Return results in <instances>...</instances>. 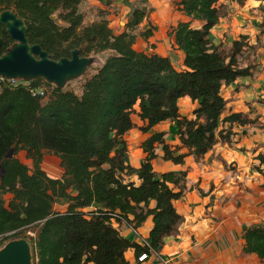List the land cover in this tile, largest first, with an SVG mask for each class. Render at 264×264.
I'll list each match as a JSON object with an SVG mask.
<instances>
[{
  "label": "trees",
  "instance_id": "trees-1",
  "mask_svg": "<svg viewBox=\"0 0 264 264\" xmlns=\"http://www.w3.org/2000/svg\"><path fill=\"white\" fill-rule=\"evenodd\" d=\"M83 1L0 0V11L12 10L23 21L28 43L39 45L53 60L68 58L74 49L83 57L111 53L84 81L79 95L43 80L0 79V248L33 228L34 264H128L124 253L130 248L135 255L158 253L183 221L173 201L182 197L186 173H155L156 147L174 165H183L187 156L199 161L218 142L229 141L231 125L251 123L242 113L222 117L221 87L249 76L250 68L237 61L247 46L244 36L227 51L211 42L210 29L224 15L220 0L176 3L187 20L177 22L169 35L183 54L182 71L168 57L134 50L137 37L146 41L155 31L154 26L139 30L152 10L143 0L131 4L118 34L103 11L98 20L83 25L78 9ZM228 1L240 5L245 0ZM194 21L200 26L193 27ZM13 43L0 26V55ZM183 97L197 104L188 118L178 113ZM133 114L144 123L139 127L143 133L174 122L180 145L171 148L162 132H154L140 144L144 157L139 167H131L123 136L135 127ZM224 124L229 128L219 127ZM19 151L31 160L30 169L16 158ZM45 153L59 160V178L42 171ZM133 176L138 185L130 180ZM4 194L11 195L6 204ZM56 199L66 203L61 213L53 210ZM148 217L147 246L120 234L121 224L136 230ZM242 240L243 253L264 260L262 226L243 228Z\"/></svg>",
  "mask_w": 264,
  "mask_h": 264
},
{
  "label": "rangeland",
  "instance_id": "rangeland-1",
  "mask_svg": "<svg viewBox=\"0 0 264 264\" xmlns=\"http://www.w3.org/2000/svg\"><path fill=\"white\" fill-rule=\"evenodd\" d=\"M94 1L97 6H105L103 9H109L108 15L114 12V18H108V15L104 17L113 32L120 33L128 16L125 20V17L116 15L117 11L115 2L113 5V0ZM94 1L92 3L84 1L81 3L80 8L78 7L84 17L83 25H87L101 17L99 10L95 8L97 6L94 5ZM226 1L230 3V1ZM226 1L220 0L219 2L222 5L224 15L221 18L220 26L223 32L218 38L217 45L222 46L227 51L232 41L239 40L240 37L244 36L247 46L242 48L237 61L238 66L250 68V75L237 78L230 88L222 90L221 94L225 100V110L222 117L231 113H242L251 123L243 126L231 125V135L227 143L218 142L201 160H193L194 164L204 163V167H206L204 170L209 169L211 173L214 172L216 176L213 179H216L217 182L207 180L204 190L198 189V182L191 184L190 188L193 187L195 193L201 198L206 197L207 201L200 210L195 212L192 210L196 223L200 221V225L205 226L213 235L216 230H213L215 226L212 228L208 226L211 222L209 223L207 218L210 217L214 224L221 222L220 224L223 225L228 237L242 239L243 228L251 226H262L264 228V0H245L240 5L233 2L237 6L226 5L224 4ZM178 2L179 0L175 2L163 0V3L159 5L158 13L155 14L150 10L147 14L148 21L157 27V31L153 33V36L156 35L161 40L158 43V48L162 52L170 51L166 39L167 32H170L177 22L186 21L177 10L176 3ZM145 3L147 4L146 9H151L149 3ZM143 24L139 26L145 30L146 25ZM133 48L137 52L150 55L155 47L153 48V44L149 41H143L140 38L137 42H134ZM110 54V52H104L90 56L93 58V62L85 73L81 77L67 82L62 90L72 91L79 95L84 81L96 71ZM171 60L176 65L173 55ZM219 127L229 128L226 124ZM167 141L171 142L172 139L167 137ZM16 158L29 169L32 167L31 160L26 157L24 151H19ZM191 158L193 159L192 156ZM190 161L192 160L188 159V162ZM40 167L49 178L56 179L61 176L62 169L59 166V160L51 154L45 153L43 155ZM184 172L187 177L188 170H184ZM217 188H221L222 192H218L219 194L215 192ZM186 189L185 185L183 192ZM215 194L219 197L220 218H217V216L215 218L211 217V212L218 208L213 206L214 202L211 200ZM3 198L6 204L11 195L4 194ZM65 208L66 203L64 201L61 199L55 200L53 204L55 212L61 213ZM224 222L226 225L223 224ZM201 230L203 229L201 228ZM34 232L33 228H29L23 234L11 240L25 239L29 242V239L35 236ZM3 240L0 239V242H3ZM142 244L143 242L140 246H143ZM165 260L162 259V262ZM258 263L264 264V260Z\"/></svg>",
  "mask_w": 264,
  "mask_h": 264
},
{
  "label": "crops",
  "instance_id": "crops-1",
  "mask_svg": "<svg viewBox=\"0 0 264 264\" xmlns=\"http://www.w3.org/2000/svg\"><path fill=\"white\" fill-rule=\"evenodd\" d=\"M84 1H90L92 3L94 0H84ZM134 1L135 0H113V5L115 2V9L117 11L116 15L118 17H125L126 20V16H128L130 12L131 4ZM143 1L149 3L152 12L153 13L155 12V14L158 13L159 5L163 3V0H143ZM170 1L175 2L177 0H170ZM224 4L226 5L229 4L230 6L236 5L233 2L227 3V1ZM94 5L97 6L95 4V1H94ZM238 7L240 8V6ZM95 8L96 10L103 11L106 16L109 13V9L107 8L103 9L105 8V6L103 7L97 6ZM113 13L114 12H111L108 15V18L110 17L114 18L115 15ZM181 16L185 20H187L185 16L183 15ZM142 24L146 25V28L149 26H154L152 22L150 23L148 21V17L145 18L140 23V25ZM192 26L199 27L200 23L194 21L192 22ZM220 26H221V18L219 19L218 23L210 29V39L214 45L218 44V38L219 36L222 35L223 32ZM154 27H155L154 32H156L157 27L156 26ZM218 27H220V29H218ZM139 30L143 31L144 28L142 29V27L139 26ZM153 33L151 37H149L146 40L149 41L151 44H153V48L155 47L151 51V53H155L163 57H168L174 69L177 71H182L183 65L180 62H182L183 60V54L175 48L174 39L172 36L169 35V31L166 34L167 35L166 39L169 45L168 49L170 50L169 52L166 51L162 52L158 48L159 46L158 43H160L159 41L161 40H159L156 37V35L153 36ZM138 39H140V37H137L135 39V42H137ZM172 55L175 57L176 65L171 60ZM231 85L226 87L222 86L220 90V94L222 93L223 89H228L230 88ZM196 106L197 104L192 102L188 97L180 98L177 102L179 115L187 118L191 116L192 111ZM135 111H138L137 107L135 108ZM132 121L135 127L129 130L123 136L127 148V162L131 167L133 168L139 167L140 162L144 157V154L142 153V150L140 148V144L154 132H162L164 134V140L166 144L171 146V148L180 145L177 139V128L174 122H170V121L161 122L159 124L154 125L148 132L143 133L139 130V127L144 126V123L138 118L136 114L132 115ZM167 137H170L172 141L168 142ZM180 152H185V149H180L179 153ZM155 154H156V158L152 161V168L155 173L160 174L169 171L179 172V171L188 170L187 177L185 180L186 181L185 185L187 189L186 191L183 192L182 194L183 196L180 199L173 201V206L177 211V213L183 217V222L179 225L176 235L165 238L164 245L162 249L158 252V254L157 253L150 254L143 261H138V257L140 255H135L134 250L130 248L124 253V258L127 261V263L128 264H163L162 259H166V260L170 259L169 260L170 264H259L258 262L261 260L258 259L255 255L245 254L242 252V245H243L242 239H238L237 237L227 236L226 232L224 231L223 225L220 224L221 222L214 224V222L212 223L213 220L210 219V217L207 218V221L209 223L211 222L208 226H210L211 228L215 226V229L213 230L216 231H214L215 233L212 235L210 231L206 229L205 226L202 227L200 225V221L196 223L195 218L192 215V210L194 212L200 210V208L205 206L207 201H206V197L203 198L199 197L195 193V189L193 187L190 188V185L195 182H198V189L204 190L205 183L207 182V180H213L214 183L217 182L216 179H213V177H215L216 174L214 172L211 173L209 169L204 170L206 168L204 167V163L194 164L195 163V162L193 163L194 159H192L191 156H187L184 159L183 165H174L171 162L164 161L162 159V152L158 146L155 149ZM188 159L192 161L188 162ZM130 180L133 181L135 185L139 184V180L136 178V176L131 177ZM215 192L217 193L222 192V190L221 188H217V191ZM213 198L211 199L214 202L213 206L218 208H216L215 211L213 210L211 212V217L215 218L217 216V218H220L221 213L219 211L220 210L219 197L217 194H215ZM150 206L151 207L153 206V202L150 203ZM223 224H225V222ZM151 228H152L151 219L150 217H148L140 227L134 230V232L131 230V228H129V226L125 224H121L118 229L123 237L137 243L138 245H141L142 240L145 241L147 240L148 233ZM201 228L203 230H201Z\"/></svg>",
  "mask_w": 264,
  "mask_h": 264
},
{
  "label": "water",
  "instance_id": "water-1",
  "mask_svg": "<svg viewBox=\"0 0 264 264\" xmlns=\"http://www.w3.org/2000/svg\"><path fill=\"white\" fill-rule=\"evenodd\" d=\"M0 26L14 42L0 55V77L6 80H43L61 90L67 82L81 77L93 62L92 57L80 56L77 49L68 58L51 59L39 45L28 43L26 27L12 10L0 11ZM10 155L11 151L6 157ZM0 264H34L29 242L25 239L6 242L0 248Z\"/></svg>",
  "mask_w": 264,
  "mask_h": 264
},
{
  "label": "built area",
  "instance_id": "built-area-1",
  "mask_svg": "<svg viewBox=\"0 0 264 264\" xmlns=\"http://www.w3.org/2000/svg\"><path fill=\"white\" fill-rule=\"evenodd\" d=\"M0 79H4V78H2V77H0ZM6 80V79H5ZM7 81H12V80H7ZM13 82V81H12ZM132 231H134L133 229H131ZM141 242H143V246H147V243H146V241L145 240H142ZM150 254H156L155 252H152V251H150L149 253H142V254H140V256L138 257V261H143L144 259H146V257L148 256V255H150ZM163 264H170V261L169 260H165L164 262H163Z\"/></svg>",
  "mask_w": 264,
  "mask_h": 264
},
{
  "label": "flooded vegetation",
  "instance_id": "flooded-vegetation-1",
  "mask_svg": "<svg viewBox=\"0 0 264 264\" xmlns=\"http://www.w3.org/2000/svg\"><path fill=\"white\" fill-rule=\"evenodd\" d=\"M3 27V26H2Z\"/></svg>",
  "mask_w": 264,
  "mask_h": 264
}]
</instances>
